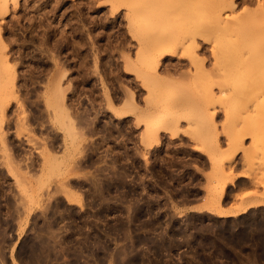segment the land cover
Instances as JSON below:
<instances>
[{"label": "rangeland", "instance_id": "374dc122", "mask_svg": "<svg viewBox=\"0 0 264 264\" xmlns=\"http://www.w3.org/2000/svg\"><path fill=\"white\" fill-rule=\"evenodd\" d=\"M15 3L0 4V264H264V59L247 50L264 0ZM189 34L208 40L204 73L179 46L147 71L145 46Z\"/></svg>", "mask_w": 264, "mask_h": 264}, {"label": "bare ground", "instance_id": "6f19581e", "mask_svg": "<svg viewBox=\"0 0 264 264\" xmlns=\"http://www.w3.org/2000/svg\"><path fill=\"white\" fill-rule=\"evenodd\" d=\"M0 2L2 3L3 6H6L9 3V0H0ZM13 2L15 3L16 0H13ZM225 3H226V1H225ZM227 4H229L230 7L233 6V4L230 1ZM15 5H16V3H15ZM260 7H261V10H263V6H260ZM203 36L204 35H202V34H199V35L198 34H189L186 38H184L182 40H178V39L177 40L176 39H170V40L169 39H162L161 41L153 42L151 47H149V45L145 46V48L146 47L147 48H146V51L144 53L143 63L145 65L147 71L156 74L157 68L159 67L160 62L164 59V57H166V56H171V57L172 56L173 57L176 56L177 55V50L176 49H178V46H179L182 49V51H183L181 56H180V59L181 60L186 59V61L188 62V65L194 67V69L196 71H201V72L204 73L205 72V68L203 67V65H204V61L205 60H204V58H201V57L198 56V49H199L200 46H199V43L197 41L198 38H200V39H202V41L204 43H207L208 40H205L206 38H205V36L204 37ZM223 42H224V40L217 42V44L218 45L219 44H223ZM217 50H218L217 49V45L216 46L212 45V48L210 50L211 55L216 57L217 56ZM247 50L250 51V52L257 53V55H252V56H257L260 59H264V43L263 42H258L257 44L255 43V44L249 45L247 47ZM231 64H232V61H230V59L225 61V66H223V67H225L226 72H228L227 70L229 68H231ZM178 65H180V64L177 62L176 65L172 66V68L177 70V69H179ZM184 65H182V66H184ZM166 70L167 69H165V71ZM189 76H191V75H189ZM169 80H171V79L170 78H168V79L158 78V85H157L158 88L161 87L165 82H168ZM209 81H211V78L209 79ZM261 89L264 90V81L261 82ZM211 97L214 98V95H211ZM163 106L165 107V106H168V105L162 103L159 108H163ZM5 107H6V105H5ZM159 110H157L155 112V114L158 113ZM125 114H126V112L125 113H117L118 116H123ZM168 121L169 120H166V119H164V121H162L163 122V125H162V128H161L162 130H166ZM157 131H158L157 128H155L153 126H147L145 134L147 136H154V135L157 134ZM216 140H215V142H216ZM215 142H213V144ZM213 144H211V145H213ZM227 144H228L227 146H228L229 150H231V148L233 149L234 145H233V143L230 140H229V142ZM230 158L232 159V157H230ZM230 158H229V160L228 159L227 160L231 161ZM221 175H223V174H221ZM225 185H226L225 182H221V183L218 182V186L217 187L219 188V191H216L215 189L209 190L208 191L209 196H213V195L217 194L216 202L219 203V201L221 200V197L223 196ZM261 194H262L261 196L259 194H256V196L257 195H259L260 197L264 196V191H263V193L261 192ZM253 196H255V195H253ZM254 198L257 199V197H254ZM260 199H262V198H260ZM251 206L252 205H248L247 204V205L241 206V207L233 209V210H231V209L230 210H226V209L222 210L220 208H217V211H218L219 216H221V217H234L236 215H240V214L245 213V211L247 209H249Z\"/></svg>", "mask_w": 264, "mask_h": 264}]
</instances>
